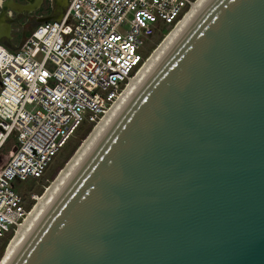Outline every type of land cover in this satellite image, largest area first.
Returning <instances> with one entry per match:
<instances>
[{
    "label": "water",
    "instance_id": "1",
    "mask_svg": "<svg viewBox=\"0 0 264 264\" xmlns=\"http://www.w3.org/2000/svg\"><path fill=\"white\" fill-rule=\"evenodd\" d=\"M4 264H264V0H206Z\"/></svg>",
    "mask_w": 264,
    "mask_h": 264
},
{
    "label": "built area",
    "instance_id": "2",
    "mask_svg": "<svg viewBox=\"0 0 264 264\" xmlns=\"http://www.w3.org/2000/svg\"><path fill=\"white\" fill-rule=\"evenodd\" d=\"M192 1L68 0L60 18L37 22L20 47L0 39V149L10 137L16 142L0 168V237L28 209L14 180L45 175L76 129L119 94L154 36Z\"/></svg>",
    "mask_w": 264,
    "mask_h": 264
},
{
    "label": "bare ground",
    "instance_id": "3",
    "mask_svg": "<svg viewBox=\"0 0 264 264\" xmlns=\"http://www.w3.org/2000/svg\"><path fill=\"white\" fill-rule=\"evenodd\" d=\"M205 2L206 0H193L186 9V12L172 26H170L165 33L162 34V38L151 48L137 71L129 78L119 94L112 100L105 111L94 122H92V127L89 132L84 136L62 167L56 172L49 184L44 186L41 193L33 195L34 201L32 205L27 209L23 218L16 224L10 234L11 236L9 237L0 257V264L6 262L138 84ZM7 29L8 26L2 19L0 21V32H3L2 34L8 33Z\"/></svg>",
    "mask_w": 264,
    "mask_h": 264
},
{
    "label": "rangeland",
    "instance_id": "4",
    "mask_svg": "<svg viewBox=\"0 0 264 264\" xmlns=\"http://www.w3.org/2000/svg\"><path fill=\"white\" fill-rule=\"evenodd\" d=\"M17 1L24 2L25 0H17ZM51 2L52 0H48V2H45L40 7L34 8L32 10L18 9V11H16L11 8L9 9V6H6L7 8L5 7L3 8V6H0V11L2 10L6 11L7 14L11 12V14L8 16L6 20L9 23V25L7 24L8 26L7 32L9 33L7 34L9 36L8 37L2 36V38L10 39L13 47L17 45L18 47H20L24 43L27 34L33 27V23L37 21V18L40 17L41 15L53 13V11L55 10V6ZM162 36L163 35L161 32H159L158 35L154 36V46L158 43V41L162 38ZM91 127H92V123L85 122L76 129L73 135L67 140L64 147L54 157V159L48 166L45 175L42 178L39 179L27 178L25 180H21V179L14 180L16 189L18 188L20 189L28 209L30 208V206L34 201L32 194L36 195L42 192L44 186L49 184L50 180L60 169V167H62L65 161L70 157L72 152L82 141L84 136L89 132ZM15 149H16L15 138L13 137L8 138L6 143L0 149V168L12 155ZM11 232L5 236L0 237V257L3 253V250L6 246L9 237L11 236L10 235Z\"/></svg>",
    "mask_w": 264,
    "mask_h": 264
},
{
    "label": "flooded vegetation",
    "instance_id": "5",
    "mask_svg": "<svg viewBox=\"0 0 264 264\" xmlns=\"http://www.w3.org/2000/svg\"><path fill=\"white\" fill-rule=\"evenodd\" d=\"M1 4H3V8H7L6 6H9V9L11 8H18V9H27V10H32L34 8L40 7L43 3L48 2V0H36L32 3H28L26 1L24 2H19L17 0H0ZM50 3V2H49ZM55 8H56V0H52L51 2ZM11 18V17H10ZM37 23H33V26Z\"/></svg>",
    "mask_w": 264,
    "mask_h": 264
},
{
    "label": "crops",
    "instance_id": "6",
    "mask_svg": "<svg viewBox=\"0 0 264 264\" xmlns=\"http://www.w3.org/2000/svg\"><path fill=\"white\" fill-rule=\"evenodd\" d=\"M8 14L10 15L11 12H9ZM8 34H9V33H8ZM2 36H4V37H8L9 35H6V34H0V39H1L3 42L7 43V44H8L10 47H12V48H16V47H18V45L13 47L11 40L8 39V38H5V39H4V38H2Z\"/></svg>",
    "mask_w": 264,
    "mask_h": 264
}]
</instances>
